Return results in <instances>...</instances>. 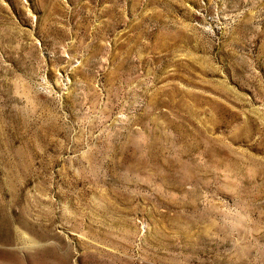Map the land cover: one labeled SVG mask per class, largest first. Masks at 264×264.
<instances>
[{
  "label": "rangeland",
  "instance_id": "obj_1",
  "mask_svg": "<svg viewBox=\"0 0 264 264\" xmlns=\"http://www.w3.org/2000/svg\"><path fill=\"white\" fill-rule=\"evenodd\" d=\"M0 264H264V0H0Z\"/></svg>",
  "mask_w": 264,
  "mask_h": 264
},
{
  "label": "bare ground",
  "instance_id": "obj_2",
  "mask_svg": "<svg viewBox=\"0 0 264 264\" xmlns=\"http://www.w3.org/2000/svg\"><path fill=\"white\" fill-rule=\"evenodd\" d=\"M186 136H187V134H186ZM186 178V177H185ZM184 180V179H183Z\"/></svg>",
  "mask_w": 264,
  "mask_h": 264
}]
</instances>
